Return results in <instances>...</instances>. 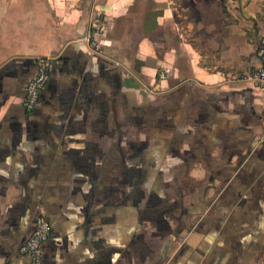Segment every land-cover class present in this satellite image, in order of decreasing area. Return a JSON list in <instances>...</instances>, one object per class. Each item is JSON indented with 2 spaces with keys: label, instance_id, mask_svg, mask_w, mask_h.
Wrapping results in <instances>:
<instances>
[{
  "label": "crops",
  "instance_id": "obj_1",
  "mask_svg": "<svg viewBox=\"0 0 264 264\" xmlns=\"http://www.w3.org/2000/svg\"><path fill=\"white\" fill-rule=\"evenodd\" d=\"M46 1L0 0V264L41 215L42 264H264V0Z\"/></svg>",
  "mask_w": 264,
  "mask_h": 264
},
{
  "label": "built area",
  "instance_id": "obj_2",
  "mask_svg": "<svg viewBox=\"0 0 264 264\" xmlns=\"http://www.w3.org/2000/svg\"><path fill=\"white\" fill-rule=\"evenodd\" d=\"M263 44V58H264V38ZM53 65L51 57H39L37 59L38 71L36 76L30 80L26 87V95L23 99V105L27 109H32L38 102L43 89L49 80L50 71ZM165 78V74L162 75ZM252 81L264 94V64L255 71L250 77ZM51 236V228L48 220L44 216L37 219L36 229L28 239V241L21 247V251L29 257V264H42L43 261V245Z\"/></svg>",
  "mask_w": 264,
  "mask_h": 264
},
{
  "label": "rangeland",
  "instance_id": "obj_3",
  "mask_svg": "<svg viewBox=\"0 0 264 264\" xmlns=\"http://www.w3.org/2000/svg\"><path fill=\"white\" fill-rule=\"evenodd\" d=\"M22 8L25 12L23 20L27 35L31 33L34 24L45 26L51 22L46 0H24Z\"/></svg>",
  "mask_w": 264,
  "mask_h": 264
}]
</instances>
